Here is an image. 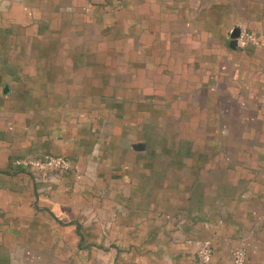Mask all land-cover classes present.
Listing matches in <instances>:
<instances>
[{"label": "crops", "instance_id": "1", "mask_svg": "<svg viewBox=\"0 0 264 264\" xmlns=\"http://www.w3.org/2000/svg\"><path fill=\"white\" fill-rule=\"evenodd\" d=\"M264 0H0V264H264ZM61 157L68 169L18 159Z\"/></svg>", "mask_w": 264, "mask_h": 264}, {"label": "built area", "instance_id": "2", "mask_svg": "<svg viewBox=\"0 0 264 264\" xmlns=\"http://www.w3.org/2000/svg\"><path fill=\"white\" fill-rule=\"evenodd\" d=\"M237 42L241 47H246L250 44L257 46L264 45L259 37L249 28L240 27ZM16 164L32 168V169H68L69 162L61 157L48 156L47 158H24L18 159ZM212 248L206 244L202 246L197 254L198 264H212ZM246 252L243 248H238L232 254L228 264H245Z\"/></svg>", "mask_w": 264, "mask_h": 264}]
</instances>
